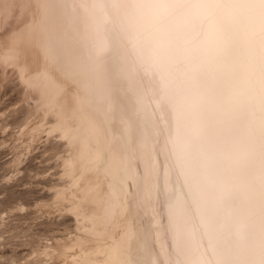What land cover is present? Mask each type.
<instances>
[{
	"label": "bare ground",
	"instance_id": "obj_1",
	"mask_svg": "<svg viewBox=\"0 0 264 264\" xmlns=\"http://www.w3.org/2000/svg\"><path fill=\"white\" fill-rule=\"evenodd\" d=\"M17 1L0 67L110 178L72 209L108 264H264V0Z\"/></svg>",
	"mask_w": 264,
	"mask_h": 264
},
{
	"label": "rangeland",
	"instance_id": "obj_2",
	"mask_svg": "<svg viewBox=\"0 0 264 264\" xmlns=\"http://www.w3.org/2000/svg\"><path fill=\"white\" fill-rule=\"evenodd\" d=\"M2 6L6 15L0 17V51L18 44L31 57L24 38L26 10L17 0H0ZM31 100L16 71L0 67V264H86V254L97 248L102 251L91 261L108 264L103 249L110 240L86 237L88 226L72 209L87 189L104 194L111 180L82 173L78 165L67 174L63 168L76 154L75 147L61 137L63 128L47 107ZM74 178L80 179L75 186ZM129 190L125 200L118 197L128 206L134 193ZM120 233L118 228L115 235ZM150 248L156 251L153 243Z\"/></svg>",
	"mask_w": 264,
	"mask_h": 264
}]
</instances>
